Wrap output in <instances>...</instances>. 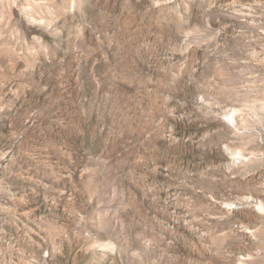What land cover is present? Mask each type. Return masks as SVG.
Wrapping results in <instances>:
<instances>
[{
  "label": "rangeland",
  "instance_id": "374dc122",
  "mask_svg": "<svg viewBox=\"0 0 264 264\" xmlns=\"http://www.w3.org/2000/svg\"><path fill=\"white\" fill-rule=\"evenodd\" d=\"M258 205L264 0H0V264H264Z\"/></svg>",
  "mask_w": 264,
  "mask_h": 264
},
{
  "label": "bare ground",
  "instance_id": "6f19581e",
  "mask_svg": "<svg viewBox=\"0 0 264 264\" xmlns=\"http://www.w3.org/2000/svg\"><path fill=\"white\" fill-rule=\"evenodd\" d=\"M227 204H230V203H227ZM258 206H259L260 209H263L264 210V207L262 205H258Z\"/></svg>",
  "mask_w": 264,
  "mask_h": 264
}]
</instances>
